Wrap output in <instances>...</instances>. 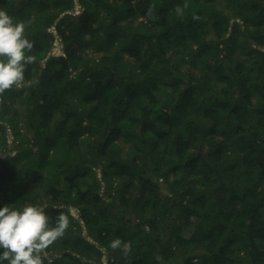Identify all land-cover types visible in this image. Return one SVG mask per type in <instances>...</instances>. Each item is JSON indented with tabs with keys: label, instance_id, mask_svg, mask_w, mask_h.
<instances>
[{
	"label": "trees",
	"instance_id": "obj_1",
	"mask_svg": "<svg viewBox=\"0 0 264 264\" xmlns=\"http://www.w3.org/2000/svg\"><path fill=\"white\" fill-rule=\"evenodd\" d=\"M75 1L0 0V206L68 217L43 264H264V0Z\"/></svg>",
	"mask_w": 264,
	"mask_h": 264
},
{
	"label": "clouds",
	"instance_id": "obj_2",
	"mask_svg": "<svg viewBox=\"0 0 264 264\" xmlns=\"http://www.w3.org/2000/svg\"><path fill=\"white\" fill-rule=\"evenodd\" d=\"M81 8L83 6L76 0V13ZM25 27L23 22L0 8V93L20 88L25 79L26 66L32 63L33 57L28 53L33 48V42L25 35ZM53 31L57 35L55 26ZM57 40L49 55H56L53 51L58 46L64 54L63 46ZM68 227L66 215L60 214L55 223H50L45 208L38 204L18 207L11 203L3 204L0 206V264H43L49 246L63 236ZM109 246L114 250L121 249L123 253L130 249V245L119 237L112 239Z\"/></svg>",
	"mask_w": 264,
	"mask_h": 264
},
{
	"label": "rangeland",
	"instance_id": "obj_3",
	"mask_svg": "<svg viewBox=\"0 0 264 264\" xmlns=\"http://www.w3.org/2000/svg\"><path fill=\"white\" fill-rule=\"evenodd\" d=\"M82 10H83V9L81 8V9L79 10L78 13H81ZM58 48H59V46L56 47V49H54V51H53V53L56 54V55L61 54V50L59 51ZM15 105H16V104H14V106H15ZM15 153H16V151L13 152V154H15ZM126 219H129V218H126ZM124 242L128 243V241H124Z\"/></svg>",
	"mask_w": 264,
	"mask_h": 264
},
{
	"label": "water",
	"instance_id": "obj_4",
	"mask_svg": "<svg viewBox=\"0 0 264 264\" xmlns=\"http://www.w3.org/2000/svg\"><path fill=\"white\" fill-rule=\"evenodd\" d=\"M163 191L168 192V191H166L165 189H163Z\"/></svg>",
	"mask_w": 264,
	"mask_h": 264
}]
</instances>
